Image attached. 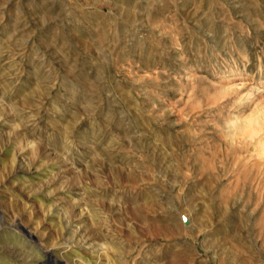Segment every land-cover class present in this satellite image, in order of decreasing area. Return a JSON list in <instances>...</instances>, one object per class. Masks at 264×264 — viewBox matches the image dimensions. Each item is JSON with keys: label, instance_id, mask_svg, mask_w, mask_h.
Wrapping results in <instances>:
<instances>
[{"label": "rangeland", "instance_id": "374dc122", "mask_svg": "<svg viewBox=\"0 0 264 264\" xmlns=\"http://www.w3.org/2000/svg\"><path fill=\"white\" fill-rule=\"evenodd\" d=\"M0 264H264V0H0Z\"/></svg>", "mask_w": 264, "mask_h": 264}, {"label": "bare ground", "instance_id": "6f19581e", "mask_svg": "<svg viewBox=\"0 0 264 264\" xmlns=\"http://www.w3.org/2000/svg\"><path fill=\"white\" fill-rule=\"evenodd\" d=\"M30 235V234H29ZM31 236V235H30ZM47 254L49 255V256H52V253L51 252H47Z\"/></svg>", "mask_w": 264, "mask_h": 264}]
</instances>
